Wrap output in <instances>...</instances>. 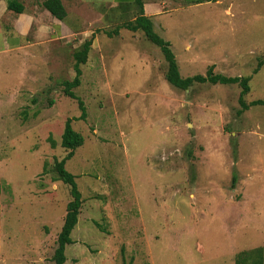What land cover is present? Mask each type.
<instances>
[{"label": "rangeland", "instance_id": "obj_1", "mask_svg": "<svg viewBox=\"0 0 264 264\" xmlns=\"http://www.w3.org/2000/svg\"><path fill=\"white\" fill-rule=\"evenodd\" d=\"M168 5L172 25L153 29L180 76L248 77L245 103L264 102V0ZM119 27L90 22L72 90L84 121L62 87L83 43L0 55V264H54L71 200L55 171L67 119L83 142L65 164L82 200L65 264H264V106L238 114V85L172 87L160 49Z\"/></svg>", "mask_w": 264, "mask_h": 264}, {"label": "crops", "instance_id": "obj_2", "mask_svg": "<svg viewBox=\"0 0 264 264\" xmlns=\"http://www.w3.org/2000/svg\"><path fill=\"white\" fill-rule=\"evenodd\" d=\"M44 1L0 0V40L3 42L0 55H7L10 52H23L24 56H26V49L29 51L37 49L42 51V54H46L47 51L57 53L60 47L62 49H72L76 43L75 41H78V45H81L95 34V31L89 28L93 18H96L102 29L105 30L111 26L116 28L123 23L133 22L138 14V6L135 4V0H60L66 11V17L63 21H59L42 7ZM174 1H142L144 15L150 18L153 27L154 24L160 23L166 27L172 25L176 9L168 4L172 3L171 6H173ZM180 1L189 8L205 2V0ZM12 2L19 3L24 9L23 13L16 14L9 11L8 4ZM168 9L173 10V12L170 13ZM27 38H29L27 43L22 44L21 40ZM95 40H97L96 37ZM27 55L36 56L33 51ZM2 195L3 190L1 188L0 250L7 234L3 228L5 223H3ZM13 205L14 201L9 198L7 209H11V207H14Z\"/></svg>", "mask_w": 264, "mask_h": 264}, {"label": "trees", "instance_id": "obj_3", "mask_svg": "<svg viewBox=\"0 0 264 264\" xmlns=\"http://www.w3.org/2000/svg\"><path fill=\"white\" fill-rule=\"evenodd\" d=\"M143 0H135V4L138 6V14L133 22L123 23L121 26H124V29L130 32L142 31L145 37L152 44L157 46L164 58V61L167 64V71L165 74V80L174 88L178 90L186 91L191 88L194 84H204L208 83L211 85H238L241 89L239 95V105L240 110L238 114H242L245 111H248L251 107L264 106V102L261 100L252 101L249 104H246L244 97L249 93V78L248 77H225L222 75L214 74L212 67H210L205 76L195 75L193 77L182 78L179 74L178 65L175 60V56L170 49V43L162 39L158 34L154 32L153 24L150 18L144 15L143 11ZM42 7L46 9L54 18L59 21H63L66 17V11L60 0H45L42 3ZM8 10L16 14L23 13V7L17 3L12 2L8 4ZM120 27H116L113 31V34L117 35ZM110 34H108L109 36ZM93 41V36L91 39L85 41L82 44V49L74 53L73 57L75 60L74 72L75 76L72 81L63 82V93L66 97L74 99L77 101L78 108L80 110V116L78 120L84 121L86 118V111L83 102L77 98L73 89L80 86V77L81 70L80 65L86 62L87 54L91 48ZM261 66V64H259ZM259 66V67H260ZM52 104V102L50 103ZM71 119H67L64 124L63 133L61 135L60 145L63 149L69 150L66 156L61 161L55 162V171L59 180L69 186L71 200L67 204V210L64 217L63 225L61 227L60 233L57 236V247L54 250L52 260L54 264H65V249L68 245L73 244L71 239V234L78 223L79 210L82 204L81 195L78 190L77 184L75 182V176L68 173L65 169V164L67 161L71 160L74 156L75 148L82 145L83 138L80 134L76 133L71 126ZM53 147V143L51 142ZM236 178L232 179V187L235 185ZM1 194V188H0Z\"/></svg>", "mask_w": 264, "mask_h": 264}]
</instances>
